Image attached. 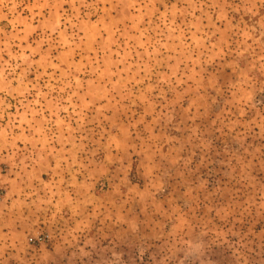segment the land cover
<instances>
[{
	"label": "rangeland",
	"instance_id": "1",
	"mask_svg": "<svg viewBox=\"0 0 264 264\" xmlns=\"http://www.w3.org/2000/svg\"><path fill=\"white\" fill-rule=\"evenodd\" d=\"M0 264H264V0H0Z\"/></svg>",
	"mask_w": 264,
	"mask_h": 264
}]
</instances>
